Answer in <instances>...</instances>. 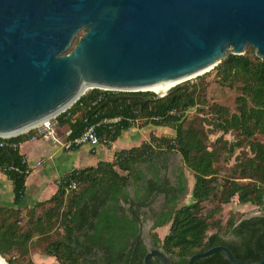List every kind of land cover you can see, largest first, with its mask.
Wrapping results in <instances>:
<instances>
[{
    "label": "trees",
    "instance_id": "1",
    "mask_svg": "<svg viewBox=\"0 0 264 264\" xmlns=\"http://www.w3.org/2000/svg\"><path fill=\"white\" fill-rule=\"evenodd\" d=\"M249 50L240 55L228 51L212 68L221 85L238 90L231 112L219 104H210L207 110L198 108L203 99L199 83L177 84L158 98L151 91L98 88L81 95L59 115L60 125L71 129L70 137L78 135L86 125L115 116L121 119L97 125L101 139L113 141L122 129L139 124L168 126L174 135L150 134L140 145L117 151L112 161L74 169L61 178L51 197L32 206H0V256L7 264H14L15 255L27 256L32 242L47 237L44 251L59 264H92L76 252L81 245L87 256H96L95 247L101 251V264H127L138 224L135 217L122 212L119 202L129 197L128 186L134 188L135 194L145 188L144 171H154L156 160L165 161L169 154L178 153L194 179L192 201L177 206L178 198L186 193L181 168L176 194L168 198L153 221L154 240L176 257L178 264H186L192 253L218 244L225 245L240 261H258L264 249V143L255 135L264 134V59L257 57L252 47ZM192 110L209 113L208 118L188 117ZM207 124L211 128H205ZM227 132L235 133V138H224ZM209 134H217L212 143L208 142ZM21 137L0 138V142L4 141L0 145V170L11 180L14 205L24 194L29 168L18 147L8 142L20 141ZM243 146L248 150L238 154L229 174L219 179L216 163ZM72 182L74 187L69 186ZM148 183L154 185L152 181ZM234 196L239 203L257 206L263 214L240 219L231 216L221 233L216 212ZM209 199H215L216 205L203 212L202 203ZM167 224L168 230L160 239L156 229ZM144 252L139 242L132 264H142ZM25 264L35 263L28 260ZM194 264L231 263L223 253L214 252L196 259Z\"/></svg>",
    "mask_w": 264,
    "mask_h": 264
},
{
    "label": "water",
    "instance_id": "2",
    "mask_svg": "<svg viewBox=\"0 0 264 264\" xmlns=\"http://www.w3.org/2000/svg\"><path fill=\"white\" fill-rule=\"evenodd\" d=\"M248 46L264 59V0H0V138L66 110L89 89L175 86ZM133 217L128 264L145 229ZM150 246L143 264L151 257L170 264ZM214 252L231 264H264V249L258 261L245 262L221 244L192 253L186 264Z\"/></svg>",
    "mask_w": 264,
    "mask_h": 264
},
{
    "label": "crops",
    "instance_id": "3",
    "mask_svg": "<svg viewBox=\"0 0 264 264\" xmlns=\"http://www.w3.org/2000/svg\"><path fill=\"white\" fill-rule=\"evenodd\" d=\"M66 127L65 124L60 125L59 134L63 135L62 130ZM150 134L172 136L174 130L168 126L139 124L122 129L108 144L100 143L96 147L81 144L73 148H64L42 137L31 140L19 135L22 139L18 152L29 168L24 194L20 203L14 205L11 180L0 170V206L25 208L46 200L57 191L58 180L70 171L95 165L99 161H112L117 151L140 145L149 139ZM172 161L183 164L181 156H172Z\"/></svg>",
    "mask_w": 264,
    "mask_h": 264
},
{
    "label": "rangeland",
    "instance_id": "4",
    "mask_svg": "<svg viewBox=\"0 0 264 264\" xmlns=\"http://www.w3.org/2000/svg\"><path fill=\"white\" fill-rule=\"evenodd\" d=\"M83 32L84 30L79 31L78 36L83 34ZM249 49H250L249 46L246 47L245 52L248 53L250 51ZM252 51L254 52L255 50L252 48ZM197 76H202V77L201 79H199V77ZM197 76L183 80L178 84H182L185 82L199 83L198 88H202L199 91L200 97H203V99L201 102H199L198 108H203V110H207L210 104H219L227 108L230 112L235 109V97L238 93L237 89L229 88L227 86L221 85L217 76L215 75V71L212 70V68ZM208 115L209 113L204 115L203 112H199L198 110L196 111L192 110L188 114V117L198 118L201 116L206 117ZM205 128H211L210 124L205 125ZM217 134H209L208 142L212 143L215 137L217 136ZM255 136L257 139H259L264 143V134H256ZM224 138H226L227 140H233L235 138V133L227 132L224 134ZM247 150L248 149L246 146L239 147L238 149L234 150L232 154L225 155L224 157L226 159L224 161H218L216 163V165L218 166V178L220 179L224 176H227L229 174V169L232 168V166L236 163V156H238V154H240L242 151L246 152ZM176 165L182 168L186 179V193L183 196H181L177 201V206H181L183 204H188L192 201L190 192L194 179L191 171L188 170L182 163L180 164V162L178 161L176 162ZM202 204H203V212H207L208 210L213 208V206L216 205V200L209 199L207 201H204ZM261 214H263V212L257 206L250 203H239L237 197L234 196L233 198L230 199L229 202L221 205V209L219 212H216L215 218H218L221 221L220 232L223 233L225 229L226 221L228 220L229 217L232 216L233 218L240 219V218L259 216ZM167 230H168V224L156 229V233L158 237L161 239L164 236V234L167 232ZM212 230L213 229L209 230L208 232H212ZM224 235L228 237L230 236L229 234H226V232ZM47 241H48L47 237H42L40 239H37V241L32 242L31 250L29 251L28 255L24 257L15 255L14 264H25L28 260L29 261L32 260L35 264H59V262L55 259L54 256L45 253L44 246L46 245Z\"/></svg>",
    "mask_w": 264,
    "mask_h": 264
},
{
    "label": "flooded vegetation",
    "instance_id": "5",
    "mask_svg": "<svg viewBox=\"0 0 264 264\" xmlns=\"http://www.w3.org/2000/svg\"><path fill=\"white\" fill-rule=\"evenodd\" d=\"M155 162L156 163H155L154 171H148V172L146 170L144 171L146 175L142 183L145 186V188L140 189L138 193L135 194L134 188L132 186H128L126 189L129 194V197L127 198L126 201L120 200L119 203L121 205L123 213H126L130 216H133V213H135L144 222L145 229H143V236L139 239L137 243L138 245L139 242H141V244L145 247L143 258L145 253L151 248L150 244L152 243L155 248L166 253L167 259L170 262V264H178V259L168 254L160 245V243L154 240L152 233L155 231V228H152V225H153V221L156 218V215L160 214L164 209L168 198L176 194V186L178 181L177 175H178V170L181 169V167H178V165L174 164V162L172 161V156L170 154L168 155L165 161L156 160ZM148 181H152L154 185L153 186L150 185ZM150 222H152L151 225ZM135 239L131 246V253L133 246L135 244ZM130 241H132V239H130ZM84 248L85 247L81 245L76 249V252L78 254H81V258L83 260L91 262L92 264H101L98 262V257L102 256L101 251H99L95 247L93 248V251L97 252L96 256H87L83 252ZM129 248L130 246L127 247V249ZM91 258H93L94 260H91ZM143 258H142V264H143ZM129 260H130V256H129ZM150 264H163V263L156 257H151Z\"/></svg>",
    "mask_w": 264,
    "mask_h": 264
},
{
    "label": "built area",
    "instance_id": "6",
    "mask_svg": "<svg viewBox=\"0 0 264 264\" xmlns=\"http://www.w3.org/2000/svg\"><path fill=\"white\" fill-rule=\"evenodd\" d=\"M68 109V108H67ZM66 109V110H67ZM65 111V110H64ZM62 111V112H64ZM58 113L52 117L44 119L34 127L26 130L25 132L19 134L23 135L25 138H29L31 140L37 139L39 137L48 139L52 142H55L61 145L64 148H73L81 144H89L91 147H96L100 143H110L108 137L100 138L96 132L97 125L101 124H109L117 122L121 119L120 116L103 118L97 124H89L86 125L78 135L70 137L71 129L66 127L62 130L63 135L59 134L58 128L60 126L59 115L62 113ZM66 117V116H64ZM129 120V119H128ZM3 140H7L11 137H1ZM9 145L13 148L19 146V141H9ZM4 144V141L1 140L0 145ZM60 183V180L57 182ZM70 187H74L75 183L72 182Z\"/></svg>",
    "mask_w": 264,
    "mask_h": 264
},
{
    "label": "bare ground",
    "instance_id": "7",
    "mask_svg": "<svg viewBox=\"0 0 264 264\" xmlns=\"http://www.w3.org/2000/svg\"><path fill=\"white\" fill-rule=\"evenodd\" d=\"M176 81H170V82H165L162 84H155V85H150L147 87H143V89L145 90H150L153 91L155 93H161L164 92L166 90H168L173 84H175ZM0 264H7L6 261H4L3 258H1L0 256Z\"/></svg>",
    "mask_w": 264,
    "mask_h": 264
}]
</instances>
